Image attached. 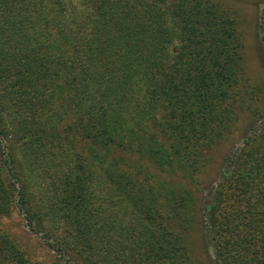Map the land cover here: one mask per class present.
<instances>
[{
    "label": "trees",
    "instance_id": "1",
    "mask_svg": "<svg viewBox=\"0 0 264 264\" xmlns=\"http://www.w3.org/2000/svg\"><path fill=\"white\" fill-rule=\"evenodd\" d=\"M263 104L223 1L0 0V218L54 264H200L199 224L216 264H264V122L201 179ZM0 264H35L1 226Z\"/></svg>",
    "mask_w": 264,
    "mask_h": 264
},
{
    "label": "rangeland",
    "instance_id": "2",
    "mask_svg": "<svg viewBox=\"0 0 264 264\" xmlns=\"http://www.w3.org/2000/svg\"><path fill=\"white\" fill-rule=\"evenodd\" d=\"M217 1H223L236 9L249 75L252 81H258L264 75V0ZM262 122H264V116L248 130L244 129L245 124L242 122L240 130L234 132L221 147L210 154L212 162L201 175L204 185L218 175V167L223 157L230 151L238 150L244 135L251 134L258 126H261ZM241 129L244 130L241 132ZM198 194L202 195L205 200L210 198L206 187L201 194L199 192ZM0 226L18 242L35 264H54L56 262V255L48 247L45 238L41 233L34 232L27 227L22 214L16 208H13L10 214L0 218ZM191 246L193 254L200 264H216L212 249L200 224L191 239Z\"/></svg>",
    "mask_w": 264,
    "mask_h": 264
}]
</instances>
